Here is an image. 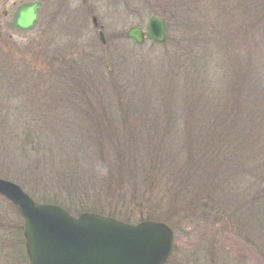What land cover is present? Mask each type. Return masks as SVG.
Returning <instances> with one entry per match:
<instances>
[{
  "label": "trees",
  "instance_id": "trees-1",
  "mask_svg": "<svg viewBox=\"0 0 264 264\" xmlns=\"http://www.w3.org/2000/svg\"><path fill=\"white\" fill-rule=\"evenodd\" d=\"M176 4L171 7L182 14L174 17L178 37L163 44L157 72L144 69L151 70L152 84L129 81L120 69L115 77L86 52L67 69L49 67L57 76L44 88L28 81L43 88L38 95L50 85L53 93L40 102L47 111L26 125L19 115H2V131L41 158L16 162L27 178L44 185L45 193L37 195L26 189L38 203L127 223L132 211L124 210L152 203L163 216L150 212L145 220L172 229L180 219L211 223L264 260V50L256 47L264 42V0H241L231 11L225 6V15L214 9L199 17L210 21L197 30ZM1 63L0 77L19 78ZM0 89L12 87L3 83ZM94 162L99 172L84 171ZM0 177L18 182L10 174ZM10 206L18 220L0 211V262L29 264L23 220Z\"/></svg>",
  "mask_w": 264,
  "mask_h": 264
},
{
  "label": "rangeland",
  "instance_id": "rangeland-1",
  "mask_svg": "<svg viewBox=\"0 0 264 264\" xmlns=\"http://www.w3.org/2000/svg\"><path fill=\"white\" fill-rule=\"evenodd\" d=\"M24 1L32 0H0V62L2 65H10V70L21 73L18 75L19 78L14 81L0 77V85L4 83L12 87L8 91L0 89V110L4 111V114H0V116L19 115L22 118L21 123L25 125L32 122L36 124V118H42V112L47 111V104L40 102L46 100L44 95L53 93L48 85V92L44 94V90L42 94L38 95L39 89L37 90V88L41 86L31 84L41 82L44 88L53 81V78H56L57 75L54 72L59 67L67 69L73 60H80V55L90 52L99 62V67L110 69L115 77L120 69L126 72V79L129 81L142 83L143 80L152 84L153 79L150 81L146 74L151 71L150 69L157 72L158 66L163 62L165 46L154 42L143 45L135 43L134 40L127 38L130 28L141 27L145 30L150 18L157 16L170 23L168 38L175 37L176 39L178 32L175 31L179 29L180 25L174 17L178 18L182 14L175 7H171L173 3H177L178 9L180 5L185 7L187 10L184 13L185 20H190V25H194L191 28L197 30L204 28L210 21V19H199V17L207 18V14L209 15L210 11L214 9H221L222 11L216 10V12L225 15V6L227 11H231V6L241 2V0H41L43 13L38 27L29 34H23L13 30L11 20L16 7ZM255 2L256 0H250V5ZM258 2L260 4L261 0ZM5 10L8 12L7 17L3 14ZM93 16L96 17L97 23L102 29L94 27ZM213 22L215 29L221 27V23H218L219 20L214 19ZM99 32L104 34L105 44L101 42ZM168 43L170 44L171 41ZM256 47L262 53L264 42L259 40ZM146 66L151 68L144 70L147 68ZM49 67L55 71H49ZM63 69L61 68V71ZM135 70L138 72L134 73ZM28 81L31 84H27ZM17 84L18 87L14 88ZM52 110L56 112V107ZM133 124L140 123L133 122ZM1 125L0 123V173L10 174L17 178L18 182L12 181L13 179L10 178H0L18 184L26 192L28 189V191H35L33 193L36 195L39 192L45 193L44 185L36 178H27L28 176L24 172L19 171L16 163L24 157L31 158L33 161L41 158L31 150L32 146H27L28 149L23 150L21 144L11 143V139L3 133ZM161 125L163 126V123ZM81 156L87 159L85 154H81ZM31 160L30 162H32ZM83 162L90 163V160H83ZM94 163L96 165H93ZM94 163L89 165V168L86 166L84 171L91 169V171L99 172L100 165ZM58 196L65 201L59 192ZM10 204L6 198L0 195V211L2 210L9 219L18 220V216ZM108 204L109 206L115 205V203ZM151 204L140 202L138 208L131 206L124 211L126 213L132 211L129 215L132 224L145 220L150 212H153L155 216H163L161 212L156 211L157 208L150 206ZM175 222L176 229H173L175 234L174 260H178L180 264H264V260L254 248L233 236H222L221 231L211 223L208 225L205 221L196 222L193 220L191 222L183 219ZM0 264L2 263L0 262Z\"/></svg>",
  "mask_w": 264,
  "mask_h": 264
},
{
  "label": "water",
  "instance_id": "water-1",
  "mask_svg": "<svg viewBox=\"0 0 264 264\" xmlns=\"http://www.w3.org/2000/svg\"><path fill=\"white\" fill-rule=\"evenodd\" d=\"M40 13V2L21 5L14 28L32 31ZM93 21L97 26L96 17ZM167 32L165 22L152 16L146 30L130 28L127 38L139 45L146 40L164 44ZM100 39L106 43L102 32ZM0 195L23 219L29 264H164L174 251V233L162 222L130 224L89 212L75 217L61 206L37 203L18 184L1 178Z\"/></svg>",
  "mask_w": 264,
  "mask_h": 264
},
{
  "label": "flooded vegetation",
  "instance_id": "flooded-vegetation-1",
  "mask_svg": "<svg viewBox=\"0 0 264 264\" xmlns=\"http://www.w3.org/2000/svg\"><path fill=\"white\" fill-rule=\"evenodd\" d=\"M33 2H40V6H41V14H40V17H39V20H38V23H37L35 29L38 27V25H39V23H40V21H41V18H42V13H43V2H42L41 0L24 1V2H21V3L16 7V10H15V12H14L13 15H12L11 26H12V28H13V30H14L15 32L23 33V34H29V33L33 32V31L35 30V29H33V30L30 31V32H21V31H19V30H16V29L14 28V26H13L14 16H15V14L17 13V10H18L19 6H21V5H23V4L33 3ZM3 14H4L5 17L8 16V12H7L6 10L3 12ZM94 17H95V16H93L92 19H93ZM93 23H94V22H93ZM94 27H95V28H100V29H102V27H101L100 25L96 26L95 23H94ZM99 34H100V32H99ZM174 256H175V252H174V254H173V257H172L167 263H165V264H180V262H179L178 260H174Z\"/></svg>",
  "mask_w": 264,
  "mask_h": 264
}]
</instances>
